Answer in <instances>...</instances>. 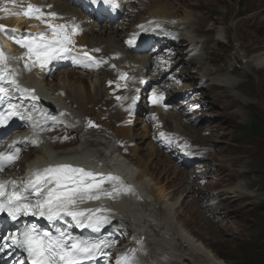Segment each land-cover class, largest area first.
Instances as JSON below:
<instances>
[{
	"label": "bare ground",
	"instance_id": "obj_1",
	"mask_svg": "<svg viewBox=\"0 0 264 264\" xmlns=\"http://www.w3.org/2000/svg\"><path fill=\"white\" fill-rule=\"evenodd\" d=\"M39 1L40 0H16L20 8L25 6L27 7L29 4L34 5ZM85 1L88 2V0ZM113 1H115L116 4L123 10L122 16H113L111 8L105 10L104 7L100 5V0L96 3L90 4L95 13L91 17L92 21L89 22L88 26L90 32L92 33L83 36L81 39L82 43L89 44L91 46L100 45L99 52H104L115 60L125 62L127 54L133 53L131 48L132 45L141 42L139 48L143 52L148 53L146 47L151 46L154 40L159 37L166 43L162 47H159L157 44L154 45L156 47V52H168L171 57L158 61L159 78L157 80H162L164 73H170L173 69H169V67L173 64L179 67L185 62V57L177 48V45L183 42V38L195 43L202 50L207 49L210 43L217 42L218 45H224L228 43V39L230 43L232 41H236V37H229L224 28L218 29L213 33V35L210 33L213 29L205 22H214L215 18L213 20L212 14L210 13L212 10L209 9H205L209 11L208 15H201L197 17L196 20H194V16L190 12H187V17L175 15V17L180 18L182 22L174 24V34L168 33L166 31L167 28L172 26L168 25L163 29L164 22L167 20L166 17L170 16L167 12V8L163 6V2H165V0H151V7H149V4L145 5L148 8L147 14H149V16L140 15L138 18L139 22H137V25L134 28L127 30L125 40L123 44H121V31L123 30V26L126 22L125 20L122 21V18L126 15H130L132 12V5L126 0ZM49 5L51 7H49ZM86 5L87 4H85L82 0H48L44 7L48 12L56 9V15L61 14L60 17L49 16L51 18L52 25L65 23V25H67L65 31L71 35V38L77 41L79 39V31L77 30L73 34L72 26L76 25L78 20L82 23L85 18V10L83 7ZM67 13H70V18L66 16ZM263 13V8L255 12V14L259 17ZM163 16L165 17V20H162ZM101 18L104 20V24L99 26L97 21ZM20 20L21 19H19L17 14L14 12L10 14L8 19L4 18L1 24L3 25L9 22L21 28L22 25ZM144 22L146 23L145 25H143ZM262 22L264 23V19ZM155 28H157V30L154 32V35L150 37V33L154 31ZM99 31L101 32L100 34H95ZM133 34H136L135 36L137 39L134 40L132 44H128L127 41L133 37ZM177 34H180V38L174 39L173 37ZM17 35L23 34L19 33ZM200 35H204L206 37L205 40H197ZM0 43L5 46V52L11 53L13 58L17 57L11 43L8 39L4 38L3 35H1V31ZM228 45L229 44H227V46ZM120 46L121 52L118 53ZM115 48H117V50H115ZM241 48L245 49L246 53H248L247 47ZM117 55L119 56L118 58H116ZM203 55L204 54L197 53L195 62L198 61L202 63L203 66L206 64L208 65L202 70L200 68V74L203 78H213L214 82L211 87L213 88L214 94L213 98L209 97V94L206 98L197 96L195 97L197 99L196 102L205 106H210V100L213 99V101H215L218 98L222 103L221 105H218L221 107L218 112H223L225 107L228 109L234 107L236 105L234 102H236L235 98H237V96L243 103L250 104L247 95L239 92V90L245 87V84L234 78H228L230 74H236L233 64L229 62L226 66L224 65L225 67L220 66L216 69H212L209 65L217 63L221 61V59H215L209 55L207 60L203 61ZM133 57H135V55H133ZM239 58L242 61V66L247 69L246 72L249 70L254 71L256 69H264L263 53L260 55L257 54L255 58L251 57L253 59L248 60L247 62L245 61L246 56L243 54L236 59L239 61ZM82 60L81 56H77L78 62H82ZM133 61L151 66L152 57H150L149 54L144 57H141L138 54ZM49 69L50 67L39 68L34 64V67L29 70V72H31V77L22 79L23 83L31 81V85L40 88V94L44 99L42 101L52 102L57 108V113H52L48 110L41 113V117L35 125V129L37 131V135L43 140L44 145L36 153L37 155L34 160L36 164L34 165L33 163H30L27 168L33 166L32 168L34 170H40L50 166L54 167L59 164H70L73 167H84L85 171L92 172L94 175H103L105 177L111 175L120 177V180L115 182L105 180L101 189L97 192L98 198H89L88 196H85L83 199H77L75 204L72 205L76 212L83 213V215L79 217L81 219V225L75 229V234L80 236L82 229L86 227L90 221H94L96 218H101L99 227H93L101 234L100 242H103V245H106L103 247L106 250V255L111 253V243L116 241V245H118V240L120 241L124 238L126 236L124 233H126L130 234L131 241L128 240L123 247L130 248L132 245H136L139 249V253L135 251L137 256H140L142 248L147 249V255L142 256V259L146 264L151 262L158 264H228V262H226L223 258L221 259L220 256L215 254V252L208 247V244L216 241L212 237V234L214 233L213 230H215V226L211 224L212 222L208 223L205 221L207 223V228L197 226V229L201 231V233L197 232L199 238H196L191 231H186L178 224V221L180 220V213L185 210L183 207L185 203V197H183V194L186 193L189 197L194 196L195 200H197V197L199 196L198 200H201L199 206L202 209V213L204 212V216L208 212L213 215L214 219H216L223 216L222 210L224 209L222 208V210H219V208L213 206L217 198H208L209 196L205 197V194L203 193L204 188H201V186L197 183L198 179L190 180V176H193L195 173L194 168L193 173L191 172L190 174L185 172V175L182 174L179 176L177 172L178 168L176 169V172L170 173L168 167L171 165H166L161 161V159H159L156 164L161 166L163 172H166L167 178L162 177L158 172L153 170V158L157 156L158 153L152 143V140L150 139V130L147 126L143 129L141 127L138 128L137 126L118 127L116 123L117 121H115V117H117V115H112L110 119L113 124L112 127H107L105 123L103 125V130L93 131L92 134L85 135V141L65 146L60 145H64L66 142H52L53 137L48 135L47 130L59 123L62 109L67 106L70 110V117L67 120L66 131L73 135L74 133L72 128L78 129L80 126L73 119V109L71 107L78 104L80 109L77 111L86 115L88 114V112H86V105L93 103L94 100L90 87L88 88L86 85L87 79L83 76H76L75 71H69V76L67 78H63L64 81L61 84L51 82L44 83L43 81L45 80V76L46 78L51 77V74L47 73ZM39 70H41V72H39ZM187 75L189 78L194 76L192 74H187L184 71L179 74L178 77L179 79H182L183 76ZM221 77L227 78L226 80H221ZM120 85L122 87L124 86L122 79ZM185 87H187V85L181 80L179 82V89H188ZM222 87L225 90L228 88L230 93L226 94ZM59 89H68L69 94H67V97L62 96ZM107 89L111 92H117L119 90V88L113 90L112 87ZM196 91L197 90H195V92ZM188 93L194 94V92H190L189 90H186L182 94L186 95ZM227 95L231 97L226 98ZM14 96L16 100H21V96L18 92H16ZM67 99H71V102L69 103ZM66 101H68V103ZM25 105H27V103H25ZM31 107L35 108L37 106L33 103L31 104ZM38 107L42 108V104H39ZM108 109L111 110L112 108L108 107ZM35 112L39 113V111ZM206 112L207 110H203L202 114ZM241 114L243 115V113ZM244 115L248 116L246 113H244ZM104 116L99 117L96 123L101 122ZM207 116L208 113L203 115L205 118L201 117L199 122L196 125H191L190 128L192 127L198 129V127H195L198 124L208 126L211 128V135L213 137L215 135L216 126L214 124L216 120L206 118ZM222 118H224V116H222ZM78 119L79 117H77V120ZM165 120L169 121L168 118H165ZM85 121H87V119ZM170 121H172L174 128L169 129L171 131L182 133L181 130L184 129V125L180 123L179 119H175V116H173ZM138 124L139 121H137V125ZM201 129L203 130L204 128ZM139 130L143 131V133ZM107 131H110L115 136L113 139H117L120 143H112L110 139L111 134ZM200 131L197 130L196 132ZM57 132L58 129L55 127L53 134ZM101 134L105 137L101 136ZM128 139L130 142L139 141L140 144L144 141L148 142L149 152L144 153L145 149L136 144L134 147L129 148ZM202 139H204L207 144H209L208 142H212L211 140L206 139V137ZM202 145L209 149L214 147H208L204 144ZM238 158L239 157H233L231 159L237 160ZM205 163L208 165V160L205 161ZM232 164L236 168L234 162H232ZM210 165L212 166V164ZM257 168L249 166L248 169L241 167V170H232L231 173L238 175V178L241 179V185L234 190L233 193H227L225 200H221V202L216 204H226L227 207L225 210L228 212L229 217L230 215H236L238 213L239 210H236L234 205L243 199L244 196H264L263 194L255 191L256 189L251 188L255 181H257L258 185L257 190L260 187V183L264 187V176H259V179H255L256 171L260 170V168ZM210 170L211 167L206 173ZM261 171L264 173L263 170ZM24 174L25 173H23V175ZM170 177L184 178L183 184L185 185L183 188L180 190L176 189L177 186L181 185L180 182L175 185H169L168 178ZM249 178L252 179L250 180ZM197 186L198 190L195 188ZM241 193L244 196L241 195ZM195 194L199 195L196 197ZM203 203H206L205 207H208L207 211L204 210L205 207L203 206ZM103 218H106L107 222H104ZM229 228L230 227H227L225 230ZM118 229H120V232L124 234L121 238H118L119 235L115 233V230ZM143 237H145V241H142ZM162 252H165L168 256L175 257L176 260L174 259L168 263H161L157 256H162Z\"/></svg>",
	"mask_w": 264,
	"mask_h": 264
},
{
	"label": "rangeland",
	"instance_id": "obj_2",
	"mask_svg": "<svg viewBox=\"0 0 264 264\" xmlns=\"http://www.w3.org/2000/svg\"><path fill=\"white\" fill-rule=\"evenodd\" d=\"M147 4L151 7V0H143L140 5L147 8L145 6ZM163 6L167 8V12L170 16L175 17V15H179L180 17H187V12H190L193 14L194 20L201 15H208L209 11L205 9L212 10L210 13L212 14L213 20L215 18V21L205 22L213 29L210 33L213 35L218 29L224 28L229 37H236V41H232L231 43L228 39V46L227 44L218 45L217 42L210 43L209 47L201 54H204L203 61H206L209 55L215 59H221V61L209 65L212 69L224 65L226 66L229 62L233 64L236 74H230L228 78H234L245 84L243 89L238 90L241 94L247 95L250 104L243 103L237 96V98H235L236 102H234V104L236 105L234 107L229 109L225 107L223 112H218V110L221 109L218 105L222 104L220 99L217 98L215 101L211 99L210 106H207L206 113H208V116L206 118L216 120L214 124L216 126L215 135L213 137L211 135V128L208 126L198 125V129H195L192 127L190 128V125L187 123V118L190 115L200 111L199 107L194 109V111L189 109L185 113L176 109L175 117V119H179L180 123L184 125V129H182L181 132L187 137L188 149H193L198 155L193 157L188 156L185 143L183 146H180V148L184 149L186 152L183 150L177 152L175 150L174 153H178V156L183 158L188 165H192L191 162L195 157L205 155L208 160V165L205 166L203 176L206 177L205 180H207V182L204 186H200L204 188L203 193L205 197H215L217 198L216 201L221 202V200H225L227 193H233V191L241 185V179L238 178V175L232 174V170H241V167L248 169L249 166L253 168L258 167L260 170L256 171L255 179H259V176H264V173L261 171H264V69L249 70L246 72L247 69L242 66L243 64L240 58L239 61L236 59L243 54L246 56L245 61L247 62L255 58L257 54H264V23L262 22L264 13L260 17L255 14V12L259 11L261 8L264 9V0H165ZM205 38L204 35H200L197 40H205ZM241 47H247L248 53ZM183 64L184 71L194 76L191 78H189L188 75L183 76V83L185 82L187 85L185 88L188 89H179L177 92L181 93L186 90L195 89L199 85H204L203 89L205 90L196 91L194 94L189 93L188 95L191 97L198 96L206 98L209 94V97L213 98L214 91L211 87L214 82L213 78H206L209 80H206L204 84L200 83V71L208 65L206 64L203 66L202 63L198 61L186 62V64ZM75 70L76 76H83L87 79L86 85L88 88L90 87L92 91L94 101L86 105V112H88L90 116L86 130L93 131L95 128L94 124L98 121V111L101 110L102 107L100 103L106 98L102 80L103 74H96L93 76V74H82L77 71L78 69ZM68 76L69 69H61L52 83L61 84L64 81L63 78H67ZM226 78L227 77H221V80H226ZM222 89L225 90L223 87ZM65 91L69 94L68 89ZM225 93H230L228 88L225 90ZM230 97L231 96L228 95L226 96V98ZM67 100L69 103L71 102V99ZM68 101L66 102L68 103ZM173 104H176V101ZM73 109L77 111L80 108L78 104H76ZM77 112L81 114V112ZM206 113L202 114L201 117ZM241 113H243V115ZM244 113L248 116H245ZM172 116L173 115H170L168 117L169 121H167V127L170 129L173 127V123L170 121ZM222 116H224V118H222ZM253 120L258 122L262 134L253 133L250 129ZM82 127L84 128V123H82ZM201 128L204 129L202 130ZM248 128L249 132H247ZM197 130L202 131L196 132ZM74 137H76L78 141L82 139L80 136ZM204 137L212 142H208L209 144H207L206 141L202 139ZM136 143L141 148L145 149L144 153L149 152L148 142L144 141L140 144L139 141H136ZM202 144L208 147H214L210 149L202 148ZM155 149L158 155L153 158L152 165L154 166L153 170L158 172L159 175L167 178L166 172H163L161 166L156 164L159 159L166 165H171L168 167L170 173L176 172L178 168L177 172L179 176L182 174L185 175V172L191 174L193 170L192 166L186 168L181 167L175 160L169 158V156L163 152L159 144L155 145ZM233 157L239 158L237 160L231 159ZM232 162H234L236 168L233 166ZM210 164H212V166ZM210 167L211 170L206 173ZM168 179L169 185H175L180 182L181 185L177 186L176 189L180 190L185 185L183 184L184 178L170 177ZM195 179H198V177H195ZM249 179L251 180L252 178ZM190 180H193V176H190ZM257 187V181H255L251 188L256 189L255 191L264 195L263 185L260 183L258 190ZM195 188L198 190V186ZM198 195L199 194H195L196 197ZM241 195L243 194L241 193ZM183 197H185V203L183 205L185 210L181 211L178 224L186 231H191L197 238V232L201 233V231L197 229V226L207 228L206 222H212L211 224L215 226L212 237L216 241L208 244V247L215 252V254L220 256L221 259L223 258L228 264H264V196H244L243 199L234 205L235 209L239 210L238 213L236 215H230V217L225 210L227 207L226 204L215 205L219 210H222V208L224 209L222 210L223 216L216 219H214L210 213H206V217L204 216V212L202 213V209L199 206L201 201L198 200L199 196L197 200H195L194 196L189 197L187 193L183 194ZM227 227L230 228L225 230ZM126 241L127 240L123 241L122 245H124ZM124 252L125 251H118L116 255H112V258L122 257V253ZM140 252L141 254L147 255V249L145 248H142ZM157 258L161 263H168L174 259L176 260L175 257L168 256L165 252H162V256H157Z\"/></svg>",
	"mask_w": 264,
	"mask_h": 264
},
{
	"label": "snow or ice",
	"instance_id": "obj_3",
	"mask_svg": "<svg viewBox=\"0 0 264 264\" xmlns=\"http://www.w3.org/2000/svg\"><path fill=\"white\" fill-rule=\"evenodd\" d=\"M96 2L98 0H93V3ZM103 3H112L113 7H118L113 3V0H103ZM49 7L51 6L49 5ZM23 15L29 18L35 16L39 19L44 14L39 6L29 4L23 11ZM48 15L55 17L56 13L49 12ZM49 27L53 34L51 37H48L44 32L11 36L15 43L27 49L28 59L32 60L33 64L39 63L42 68L51 60L63 59L62 53L70 51L66 45L73 42L71 35L65 31L67 25L50 24ZM77 30L78 26L73 25L72 33L74 34ZM0 31L19 32L18 29H6L2 24H0ZM135 35L133 34V37L127 41L128 44L134 42ZM84 57L92 59L88 57L87 53H84ZM6 69V57L0 47V80L5 78ZM32 98L37 99L34 95ZM159 99L161 97H154L152 102L157 103ZM18 115L20 113L15 110V106H12L7 114L0 112V126L7 124L13 116ZM160 135L164 136L165 134L161 133ZM169 142L171 143L170 140ZM17 143L22 142L13 141L6 151H0V171L13 165L18 159L20 150L13 151ZM32 143H36V141L33 140ZM105 180L115 182L119 181L120 177L100 175L97 182V176L92 172L73 167L70 164H59L37 170L30 179L19 184L14 180H0V212H7L12 220H16L20 215L39 214L47 215V219L51 221L60 216L62 212L77 219L83 213L71 211L70 206L74 205L77 199H83L85 196L98 198L97 192ZM103 220L107 222L106 218ZM77 222L81 223L80 220ZM100 223L101 218H96L94 221H90L87 226L98 228ZM12 243L28 253L31 264H81L82 260L94 258L106 246L103 245V242L82 240L70 235L66 236L63 232L53 236L48 232H38L35 228L26 229L20 233L19 238L13 235ZM2 250L0 248V251ZM117 264H136V261L125 255L117 261Z\"/></svg>",
	"mask_w": 264,
	"mask_h": 264
},
{
	"label": "water",
	"instance_id": "obj_4",
	"mask_svg": "<svg viewBox=\"0 0 264 264\" xmlns=\"http://www.w3.org/2000/svg\"><path fill=\"white\" fill-rule=\"evenodd\" d=\"M252 130H253L254 132H256V133H261V132H260V129H259V126H258V124H257L256 121H253V122H252Z\"/></svg>",
	"mask_w": 264,
	"mask_h": 264
},
{
	"label": "trees",
	"instance_id": "obj_5",
	"mask_svg": "<svg viewBox=\"0 0 264 264\" xmlns=\"http://www.w3.org/2000/svg\"><path fill=\"white\" fill-rule=\"evenodd\" d=\"M247 132H249V128H248Z\"/></svg>",
	"mask_w": 264,
	"mask_h": 264
}]
</instances>
